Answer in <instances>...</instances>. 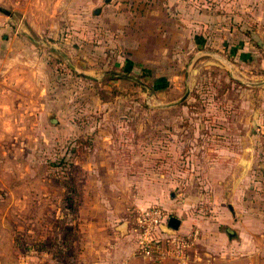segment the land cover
<instances>
[{
  "label": "rangeland",
  "instance_id": "obj_1",
  "mask_svg": "<svg viewBox=\"0 0 264 264\" xmlns=\"http://www.w3.org/2000/svg\"><path fill=\"white\" fill-rule=\"evenodd\" d=\"M0 9V264H176L136 253L139 203L220 264L203 228L264 195V25L252 43L214 0Z\"/></svg>",
  "mask_w": 264,
  "mask_h": 264
},
{
  "label": "crops",
  "instance_id": "obj_2",
  "mask_svg": "<svg viewBox=\"0 0 264 264\" xmlns=\"http://www.w3.org/2000/svg\"><path fill=\"white\" fill-rule=\"evenodd\" d=\"M181 1L183 0H176V2L168 0L175 4ZM214 1L224 5L227 12L231 11L227 9L228 7L234 8L229 17L232 18L234 15L235 18H240L242 22H245V35H248L254 43L253 37L258 35L261 31L260 27L264 25V0ZM242 163V159L236 161L240 167H238L239 172L237 169L235 171V181L242 179ZM252 174L254 172L251 170V177ZM235 190L239 191L238 188ZM248 192H250V202L237 203L233 208L229 206L228 213L219 214L217 225L208 224V227L203 228L206 251H217L218 257L216 258L220 264H264V195L259 193L257 186ZM136 207L137 209L145 208L140 203ZM180 222L179 231L183 226L182 221ZM122 226L125 227V225ZM127 238L129 241L132 240L129 235ZM131 244L133 251L134 244L133 242ZM216 258L211 257V259Z\"/></svg>",
  "mask_w": 264,
  "mask_h": 264
},
{
  "label": "built area",
  "instance_id": "obj_3",
  "mask_svg": "<svg viewBox=\"0 0 264 264\" xmlns=\"http://www.w3.org/2000/svg\"><path fill=\"white\" fill-rule=\"evenodd\" d=\"M169 219L170 215L157 205L135 209L128 221V235L134 240L136 253L143 258L156 263L172 260L187 264L188 250L198 232L171 231L167 227Z\"/></svg>",
  "mask_w": 264,
  "mask_h": 264
},
{
  "label": "water",
  "instance_id": "obj_4",
  "mask_svg": "<svg viewBox=\"0 0 264 264\" xmlns=\"http://www.w3.org/2000/svg\"><path fill=\"white\" fill-rule=\"evenodd\" d=\"M0 12H2V10L0 9ZM113 76H117V77H121V78H125V79H128V80H131V81H134L136 82L138 85H140L141 87L144 88V85L142 84V82H140L138 79L130 76V75H127L125 73H111ZM259 84H254V86H258ZM251 86H253L251 84ZM180 220L176 217H170V219L168 220V223H167V227L169 230L171 231H178L179 230V227H180ZM125 230H124V233H128V223L126 222L125 224ZM170 232V231H168Z\"/></svg>",
  "mask_w": 264,
  "mask_h": 264
}]
</instances>
